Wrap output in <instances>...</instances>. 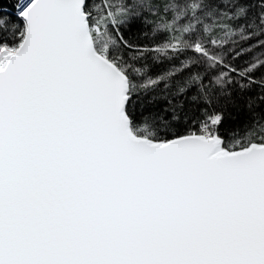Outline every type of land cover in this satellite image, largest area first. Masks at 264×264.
I'll use <instances>...</instances> for the list:
<instances>
[{
	"label": "snow or ice",
	"instance_id": "6c2138e0",
	"mask_svg": "<svg viewBox=\"0 0 264 264\" xmlns=\"http://www.w3.org/2000/svg\"><path fill=\"white\" fill-rule=\"evenodd\" d=\"M0 264H264V0H0Z\"/></svg>",
	"mask_w": 264,
	"mask_h": 264
}]
</instances>
